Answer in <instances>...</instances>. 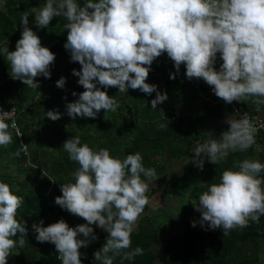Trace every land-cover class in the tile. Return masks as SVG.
<instances>
[{
    "label": "clouds",
    "instance_id": "1",
    "mask_svg": "<svg viewBox=\"0 0 264 264\" xmlns=\"http://www.w3.org/2000/svg\"><path fill=\"white\" fill-rule=\"evenodd\" d=\"M30 10L40 28L49 26L54 17L67 21L64 47L71 54V62L82 66L73 69V75L85 89L77 100L66 104L67 115L73 119L95 118L102 109L107 113L119 108L115 97L102 88L116 87L121 94L128 93L129 88L149 95L156 92L151 101L152 109H156L167 100V93L158 91L147 78L154 60L164 53L174 62L177 73L185 65L188 79H203L226 105L251 101L257 110L264 105V0H85L83 5L78 0H46L42 7ZM21 23L23 30L15 50L3 47L0 54L10 65L11 78L36 88V77L51 78L50 66L56 54L29 27L27 11ZM217 54L222 60L219 70L215 67ZM175 77L176 73L170 76ZM65 84L64 77L56 82L58 88ZM227 108L234 113L225 118L229 127L219 138L211 137L193 150L191 162L200 170L205 159L219 164L230 152H245L255 143L256 127L247 116L239 118L231 106ZM61 116L59 111L47 112L53 121ZM8 127L0 122V147L12 142ZM63 148L79 167L73 173L74 182L61 185L62 195L55 203L86 223L76 226L73 221L71 227L60 219L44 226L41 220L32 225L36 240L54 244L61 264H91L93 259L82 250L98 239L91 226L95 224L109 234L94 253L95 261L113 264L117 256L131 261L142 255L140 247L126 250L131 247L139 217L151 203L149 184L141 174L149 181L157 179L155 169L144 167L139 152L121 160L106 148L93 150L87 143L81 144L78 136L66 140ZM20 151L26 152V145L16 155ZM261 172L264 163L258 159H244L238 170H224L219 183L211 184L199 196L198 205L194 204L202 214L201 226L222 229L226 236L247 227L250 220L259 222L264 216ZM22 204L23 198L8 183L0 182V264H8L17 244L23 248L27 243L25 222L17 219ZM81 254L87 258L82 260Z\"/></svg>",
    "mask_w": 264,
    "mask_h": 264
},
{
    "label": "trees",
    "instance_id": "2",
    "mask_svg": "<svg viewBox=\"0 0 264 264\" xmlns=\"http://www.w3.org/2000/svg\"><path fill=\"white\" fill-rule=\"evenodd\" d=\"M78 2L83 5L85 0ZM45 3L46 0H0V48L15 50L23 30L21 17L27 11L29 27L39 35L42 44L56 54L55 62L50 66V81L38 76L36 88L27 87L21 80L11 78L10 65L0 54V73L3 72L0 76V111L16 106L17 123L23 134L19 138L8 122H4L9 126L12 142L7 147H0V182L8 183L12 191L23 198L17 219L21 223L25 222L27 228V243L23 248L17 244L12 249L8 264H61L55 245L37 241L32 225L42 220L47 226L64 219L74 227V215L55 203V198L62 195L61 185L74 182L73 173L79 167L63 148L66 140L78 136L81 144L87 143L93 150L106 148L113 157L121 160L139 152L145 168H153L156 175H164L168 163L185 158L197 144H201L203 134L200 129H196L199 121L210 120L219 115L222 107H228L223 100L218 104L208 100L206 96L212 100L218 98L212 88L203 79H188L183 64L177 73L174 62L164 53L154 60L147 78L148 83L157 85L158 91L167 93V100L158 104L156 109H152L151 105L156 92L149 95L129 88L128 93L121 94L116 87L102 88L115 97L119 108L107 113L102 109L95 118L77 116L73 119L67 115L66 104L77 100L85 89L78 84L79 77L75 78L74 86L69 81L73 78V67L80 69L82 66L78 62H71V54L64 47L68 32L64 29L67 23L64 17H54L50 25L44 28L35 23V13L30 9L42 7ZM64 56L66 60L61 69V58ZM221 64L222 60L217 54V70ZM55 71L57 75L52 74ZM173 73H176L175 79L170 78ZM61 77L66 78L64 88L70 87L77 99L65 93L67 100L60 110L57 107L56 82ZM97 87L100 85L97 84ZM240 104L241 111L251 110L255 106L251 101ZM49 110L59 111L62 113L61 118L56 121L49 119ZM160 124L169 126L160 128ZM228 127L227 123L221 125L215 138H219ZM259 141H264V133L260 131L256 132L255 143L247 151L230 152L219 164L205 159L203 170L190 162L182 174L171 182L166 181V192H187L189 198L186 212L183 210L179 242L171 241L168 237L162 239L157 252L159 261L154 263L149 247L159 236L158 227L155 228L159 224L154 222L151 229L141 225L140 232L131 234V247L126 251L140 247L143 254L131 261L124 260L122 255L117 256L113 264H252L257 259V251L264 248V233L260 234L257 230L259 227L264 228V216L260 217L259 222L250 220L247 227L234 229L224 236L222 229L212 230L207 225L201 226L199 221L202 214L194 204L198 205L199 196L211 184L219 183L224 170H238L239 163L244 159H258L264 163V148L260 152L255 149ZM23 143L27 147V156L23 151L16 155ZM260 177L264 178V172L260 173ZM141 178L147 177L141 174ZM193 221H196L195 227L192 226ZM94 232L98 236L94 240L96 246L90 242L82 251L93 259L91 264H100L95 261L94 253L104 245L106 238L100 230L94 229ZM80 238H84L82 234ZM86 258L81 254L82 260Z\"/></svg>",
    "mask_w": 264,
    "mask_h": 264
},
{
    "label": "crops",
    "instance_id": "3",
    "mask_svg": "<svg viewBox=\"0 0 264 264\" xmlns=\"http://www.w3.org/2000/svg\"><path fill=\"white\" fill-rule=\"evenodd\" d=\"M232 115H234L232 110H230L227 107H222L220 109L219 115H217L216 117L210 118V120L211 119L213 120L211 122H214L215 124H212L210 121L209 122H210L211 126L209 125V122H208V124H206V126L204 127L205 128V132L203 133L201 144L204 143L207 139H209L211 137L215 138L216 131L219 129V127L221 125H223V124H226L225 118L229 117V116H232ZM199 127H201V126H199ZM194 155H195V153L193 151L186 158H184V159L181 158L182 160L181 159L173 160L171 162H176L177 163V162H180V161L181 162L185 161V162H183V165H182V167H185L188 163L191 162L192 157H194ZM202 158H203V154H202ZM176 167H178V166H176ZM183 170H182V172H183ZM169 171H170V168L168 166V170H167L166 174H164L162 177L156 176L157 179H153L151 181H149L147 178L143 179V180H145V182H147L149 184V189H148L147 195L150 198L151 203L148 206L145 207L144 212L139 217V220H138V222H137V224L135 226V230L133 232H135V233L140 232V230L142 229L141 225L144 226V228L151 229L152 224L149 222V219H152L150 211H152L157 206H162V207H166V208H171L173 210V211L170 212V215H169V218H168V223H172L173 227H177L178 226V229H179L178 234L180 233L182 224L178 222V216H179V214L181 212L179 211L180 210L179 208H177V209L174 208V206L176 204H175V202H174V200L172 198V194L173 193H168V192L165 191L164 183L166 181H169V182L173 181L174 178L177 175L182 174V172L181 173H174V175L171 176ZM164 178H166V180H163ZM141 218H143L142 221H141ZM74 222H75L76 226L79 225V224L86 223V221L84 219L80 218L79 216H75V215H74ZM91 226L94 229L100 230L102 235L105 236V238L108 237L109 234L105 230H103L102 228L98 227L95 224L91 225ZM170 229L172 231L174 230V229H172V226L170 227ZM257 230H258V233H260V234L264 233V228L263 227H259V228H257ZM174 232H175V230H174ZM168 238H170L171 241H172L171 236L168 237ZM162 239H163V234L158 236V239L155 241V243H153L149 247V249L152 252V257H153L154 263H157L159 261V259L157 257V255H158L157 252L159 250V246H160V243L162 242ZM132 240H133V236L131 235V241ZM262 241H263V244H264V240L263 239H262ZM91 243H92V245L94 243V247L96 246V242L94 240L91 241ZM257 253H258L257 259L254 260L252 264H264V248H262L261 250L257 251Z\"/></svg>",
    "mask_w": 264,
    "mask_h": 264
},
{
    "label": "rangeland",
    "instance_id": "4",
    "mask_svg": "<svg viewBox=\"0 0 264 264\" xmlns=\"http://www.w3.org/2000/svg\"><path fill=\"white\" fill-rule=\"evenodd\" d=\"M62 59V61H61V69L62 68H64V61L66 60V57L64 56V57H62L61 58ZM73 69H77V70H79L78 68H75V67H73ZM9 72H10V70H9ZM52 74H54V75H57V71H55V72H52ZM72 74H73V70H72ZM3 75V72H1L0 73V76H2ZM75 78H77V76H75V75H73V78H72V80H70L69 82H70V84H71V86H74L75 85V83H76V79ZM44 79H46L47 80V82L48 81H50V79L49 78H45L44 77ZM64 92V93H63ZM69 93L70 95L72 94L73 95V91L70 89V87L69 88H64V89H62V88H58L57 89V97H58V102L59 103H57V107H58V109H60L61 110V108H62V106L64 105L65 106V102H66V100H67V95L65 96L66 97V99H65V97H64V95H65V93ZM111 92V91H110ZM76 96V95H75ZM75 99H77V96L75 97ZM104 112H106L105 110H103ZM211 122V121H213L212 119L211 120H209V119H207V120H201V121H199V125L201 126V127H198V129H200V132L203 134L204 132H205V126H206V124H208V122ZM32 122V121H31ZM210 122H209V125H210ZM212 124H215L214 122H211ZM211 126V125H210ZM212 131V130H211ZM183 162H185V161H180V162H170V163H168L166 166H167V170H168V166H169V168H170V171H169V173L171 174V176H173L174 175V173H181L182 172V170L185 168V167H182V165H183ZM173 163V164H172ZM176 166H178V167H176ZM167 170H166V172H167ZM166 172L164 173V174H166ZM156 176H159V177H162L163 175H156ZM148 179V178H147ZM163 180H166V178H164ZM165 182V181H164ZM172 198H173V200H174V202H175V204L177 205H175L174 206V208L175 209H177V208H179L180 210V214H179V216H178V222L179 223H181L182 224V218H183V213H184V211L186 212V207L185 206H187V202H188V194H187V192H181V193H178V192H176L175 194H172ZM171 208H166V207H162V206H157V207H155L152 211H150V213H151V218L152 219H149V222L151 223V224H154V222H155V224H159L160 225V229H159V225H156L155 226V228H157L158 227V230H159V236L161 235V234H163V239L164 238H167V237H170L171 236V238H172V240L175 242V241H177V243L179 242V240H180V238H179V234H178V231H179V229H178V226L177 227H173V225H172V223H168V218H169V215H170V212L171 211H173L172 209L170 210ZM187 209H189L190 210V208L189 207H187ZM184 210V211H183ZM143 220V218H141V221ZM172 226V229H174L175 230V232H174V230L172 231L171 229H170V227ZM177 232V233H176ZM173 235V236H172ZM177 235V236H176ZM158 238H156V240H157ZM155 240V241H156ZM258 240H260V239H258ZM264 240V239H263ZM155 243V242H154ZM90 244V243H89Z\"/></svg>",
    "mask_w": 264,
    "mask_h": 264
},
{
    "label": "built area",
    "instance_id": "5",
    "mask_svg": "<svg viewBox=\"0 0 264 264\" xmlns=\"http://www.w3.org/2000/svg\"><path fill=\"white\" fill-rule=\"evenodd\" d=\"M195 83V82H194ZM194 86H198L197 83L194 84ZM208 100H211L213 104H218V102L222 101L220 98H216V100H212L210 96H206ZM228 104V103H227ZM231 106L234 111L238 114V117L241 116H247V118L252 122L254 127H256L257 132L264 133V106L260 107L259 110L256 109L254 106L251 110L247 111H240L241 104L238 102H232L231 104H228ZM17 116H18V110L16 106H11L9 109H4L0 111V122H8L9 126L15 130L19 138L23 137V134L18 126L17 123ZM15 124V127H12V125ZM25 146V144H22V147ZM264 148V141L256 142L255 149L257 151H262ZM24 154L27 156L28 151L24 152ZM28 158V157H27ZM260 232V231H259ZM81 250V249H80ZM59 256V253H58ZM92 261L91 258L88 259V262L90 263Z\"/></svg>",
    "mask_w": 264,
    "mask_h": 264
}]
</instances>
